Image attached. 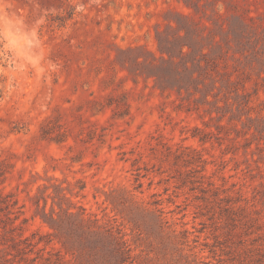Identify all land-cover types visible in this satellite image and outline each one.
Here are the masks:
<instances>
[{"label": "rangeland", "instance_id": "374dc122", "mask_svg": "<svg viewBox=\"0 0 264 264\" xmlns=\"http://www.w3.org/2000/svg\"><path fill=\"white\" fill-rule=\"evenodd\" d=\"M180 44L207 93L167 81ZM55 192L131 264H264V0H0V249L27 239L5 264H114L42 222Z\"/></svg>", "mask_w": 264, "mask_h": 264}, {"label": "trees", "instance_id": "16d2710c", "mask_svg": "<svg viewBox=\"0 0 264 264\" xmlns=\"http://www.w3.org/2000/svg\"><path fill=\"white\" fill-rule=\"evenodd\" d=\"M178 39H182L181 36H178ZM179 55L182 62V71H176L175 69L171 74H167V81L173 83L174 91L180 95L182 91L189 92L190 89L201 92L208 90L211 84L206 85L205 79H208L212 84L217 81L211 74L205 72V76H202L201 66L195 64L194 60L191 61V66L193 70L190 69L185 61L188 57L191 56V51H186L185 47L190 49V46L185 44H180ZM160 55L157 57L152 54L154 60H159L164 63H173V56L169 52H164L160 46L158 47ZM164 54L167 55L168 59L164 58ZM204 56V54H203ZM146 62V60H144ZM151 64V63H150ZM197 69V70H195ZM197 73V76L195 75ZM226 79V83L233 84L232 79L229 75ZM204 77V78H202ZM202 82L203 88L200 89L195 85V83ZM207 97V94H205ZM126 113H121L124 115ZM1 195V194H0ZM52 200V205L50 207L49 213H46L45 208L47 205V198H44V206L42 208V214L40 219L44 224H46L51 230L55 232H60V230H66L69 237L75 243V247L71 246L69 250L71 254H77V256L85 255L89 262H96L100 255L107 258L109 261L114 264H131L133 262V256L131 255V249L124 239V235L121 233L120 229L113 224H104L100 223L97 218H92L86 214L85 209L78 206L75 208V203H73L70 198H67L65 194L60 195L55 192L54 196H49ZM15 205V202L14 204ZM36 206L39 207V203L36 202ZM55 206L58 208V211L55 210ZM8 208V206H7ZM76 209V212L74 211ZM10 220V218H9ZM17 227L13 224L10 226H4L2 230L6 234H10L9 240L12 241L9 247L0 249V264H5L9 261L8 256L10 255V248L16 251L18 254L23 253L24 249L20 247L21 242H26L27 239H17L13 236ZM56 234V233H55ZM40 241V240H39ZM60 242V241H59ZM38 242H36L37 244ZM51 240L45 242V245H49ZM63 248H66V242H60ZM28 245H32V243ZM29 260V259H28Z\"/></svg>", "mask_w": 264, "mask_h": 264}, {"label": "clouds", "instance_id": "9594fccd", "mask_svg": "<svg viewBox=\"0 0 264 264\" xmlns=\"http://www.w3.org/2000/svg\"><path fill=\"white\" fill-rule=\"evenodd\" d=\"M8 39L10 43L19 48V54L22 58H30L28 52L30 41L26 35L18 34L10 30Z\"/></svg>", "mask_w": 264, "mask_h": 264}]
</instances>
